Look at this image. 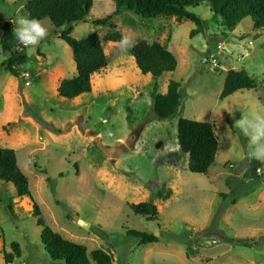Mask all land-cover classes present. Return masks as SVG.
<instances>
[{
  "label": "rangeland",
  "instance_id": "rangeland-1",
  "mask_svg": "<svg viewBox=\"0 0 264 264\" xmlns=\"http://www.w3.org/2000/svg\"><path fill=\"white\" fill-rule=\"evenodd\" d=\"M25 1L0 0V38L6 19L16 27L18 17H28ZM113 9L112 0H94L88 18ZM187 10L202 24L193 37L191 20L159 16L147 22L127 9L114 17L113 28L71 23L74 38L119 30L133 45L158 41L177 60L174 71L154 79L133 65L132 47L103 42L108 68L92 77L90 92L73 99L57 92L60 77L76 74L71 48L55 32L64 26L41 19L49 35L34 48L22 45V79L1 66L9 53L0 47V142L15 150L30 191L18 197L11 183L0 182V264L12 242L20 256L11 264H64L43 248L33 201L46 225L88 254L104 249L112 264H264V160L249 155V137L236 126L242 116L264 109V30L245 18L229 31L205 2ZM241 68L256 87L221 99L226 71ZM171 80L180 84V104L172 117L158 120L150 92L154 83L165 91ZM179 117L214 128L218 148L206 173L189 171L187 155L177 156ZM161 188L172 189L166 202L157 199ZM144 197L157 203V219L129 208L128 200ZM72 213L89 226L77 224ZM132 231L152 232L158 240L140 244Z\"/></svg>",
  "mask_w": 264,
  "mask_h": 264
},
{
  "label": "trees",
  "instance_id": "trees-1",
  "mask_svg": "<svg viewBox=\"0 0 264 264\" xmlns=\"http://www.w3.org/2000/svg\"><path fill=\"white\" fill-rule=\"evenodd\" d=\"M94 0H26L25 7L29 18H48L56 28L64 26L61 31H55L72 51L76 74L71 78L60 77L57 80V92L66 99H73L80 94L91 91L92 77L108 68L109 63L104 53L103 42H119L122 34L119 30L107 32L103 37L91 33L84 38L71 36V23L89 20L95 25L115 27L113 19L122 10L135 12L142 20L152 22L159 16H173L176 20L186 18L195 23L196 27L189 33L191 37L201 31V20L198 15L187 10L188 6H197L207 3L213 15L218 16L226 29L233 30L238 23L249 18L255 29L264 30V0H112L114 9L103 17L88 18ZM11 19H6L1 27L0 47L8 52V57L1 66L17 79L24 74L18 66L25 63L26 56L22 52V45L16 40ZM133 65L143 75H150L156 79L162 74L176 69L175 55L158 41L148 43L138 40L130 51ZM264 83V79H263ZM179 82L171 80L166 90L158 89L154 83L151 95V111L158 120L172 117L178 110L181 93ZM256 87L254 80L245 69H228L225 74L223 87L219 97L221 99L237 90H250ZM177 156L187 155V168L193 173H206L212 165L218 141L211 124L204 121L179 117L176 122ZM114 175H125L123 172L112 171ZM0 182L11 183L18 197L30 195L27 175L17 163L15 150L0 142ZM172 195V189L165 192L159 189L156 193L160 202ZM130 209L136 214L155 220L159 214L157 203L149 201L147 197L141 200L127 201ZM8 213L14 215L12 200L5 205ZM32 215L36 224L41 226L40 240L45 252L54 260L64 264H112V257L101 248L93 249L89 254L87 248L77 242L63 237L46 225L41 217L39 205L33 201ZM131 235L138 238L140 244L152 243L158 237L152 232L132 231ZM20 256L18 243L10 244V251L3 253L5 264H11L14 257Z\"/></svg>",
  "mask_w": 264,
  "mask_h": 264
},
{
  "label": "clouds",
  "instance_id": "clouds-1",
  "mask_svg": "<svg viewBox=\"0 0 264 264\" xmlns=\"http://www.w3.org/2000/svg\"><path fill=\"white\" fill-rule=\"evenodd\" d=\"M15 24L13 34L25 48L38 46L49 35V30L41 19L20 16ZM118 44L122 50L133 46V42L129 43V35H122ZM236 126L249 137V155L258 160H264V109L242 116L236 121Z\"/></svg>",
  "mask_w": 264,
  "mask_h": 264
},
{
  "label": "water",
  "instance_id": "water-1",
  "mask_svg": "<svg viewBox=\"0 0 264 264\" xmlns=\"http://www.w3.org/2000/svg\"><path fill=\"white\" fill-rule=\"evenodd\" d=\"M72 219L79 225L84 226V227H88L89 226V222L84 220L83 218H81L80 216H78L77 213H72L71 214Z\"/></svg>",
  "mask_w": 264,
  "mask_h": 264
},
{
  "label": "built area",
  "instance_id": "built-area-1",
  "mask_svg": "<svg viewBox=\"0 0 264 264\" xmlns=\"http://www.w3.org/2000/svg\"><path fill=\"white\" fill-rule=\"evenodd\" d=\"M220 48H221V45H218L217 49H220ZM209 62H210L211 65H216V59H215L213 54H210ZM256 171L260 172L261 170L260 169H256Z\"/></svg>",
  "mask_w": 264,
  "mask_h": 264
}]
</instances>
